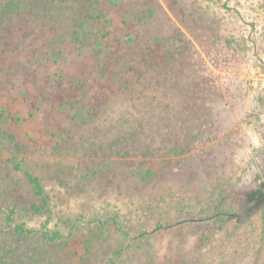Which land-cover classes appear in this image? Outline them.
Masks as SVG:
<instances>
[{"label": "rangeland", "instance_id": "1", "mask_svg": "<svg viewBox=\"0 0 264 264\" xmlns=\"http://www.w3.org/2000/svg\"><path fill=\"white\" fill-rule=\"evenodd\" d=\"M262 183L264 0H0V264H264Z\"/></svg>", "mask_w": 264, "mask_h": 264}, {"label": "trees", "instance_id": "2", "mask_svg": "<svg viewBox=\"0 0 264 264\" xmlns=\"http://www.w3.org/2000/svg\"><path fill=\"white\" fill-rule=\"evenodd\" d=\"M29 180L34 183V188L37 192L42 193V187L30 173H28ZM245 203L250 204V209L264 208V183L258 188L246 192ZM29 233V231H28Z\"/></svg>", "mask_w": 264, "mask_h": 264}, {"label": "flooded vegetation", "instance_id": "3", "mask_svg": "<svg viewBox=\"0 0 264 264\" xmlns=\"http://www.w3.org/2000/svg\"><path fill=\"white\" fill-rule=\"evenodd\" d=\"M259 187V186H258ZM258 187H256V188H258ZM256 188H254V189H256ZM263 208V207H262Z\"/></svg>", "mask_w": 264, "mask_h": 264}]
</instances>
